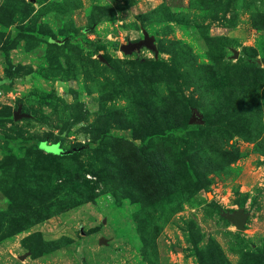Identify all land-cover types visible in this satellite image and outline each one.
Here are the masks:
<instances>
[{
  "label": "rangeland",
  "instance_id": "rangeland-1",
  "mask_svg": "<svg viewBox=\"0 0 264 264\" xmlns=\"http://www.w3.org/2000/svg\"><path fill=\"white\" fill-rule=\"evenodd\" d=\"M0 264H264V0H0Z\"/></svg>",
  "mask_w": 264,
  "mask_h": 264
},
{
  "label": "water",
  "instance_id": "water-1",
  "mask_svg": "<svg viewBox=\"0 0 264 264\" xmlns=\"http://www.w3.org/2000/svg\"><path fill=\"white\" fill-rule=\"evenodd\" d=\"M146 47L152 52H156V46L153 43V37L149 36L146 32L143 33V37L140 40L134 42H128L126 44H120L119 49L124 54H130L137 52L140 48ZM201 117L197 116L195 112L192 113L189 123L195 121H200ZM227 218L230 219L237 229H242L244 226L245 214L241 212H233L232 214H227Z\"/></svg>",
  "mask_w": 264,
  "mask_h": 264
},
{
  "label": "trees",
  "instance_id": "trees-1",
  "mask_svg": "<svg viewBox=\"0 0 264 264\" xmlns=\"http://www.w3.org/2000/svg\"><path fill=\"white\" fill-rule=\"evenodd\" d=\"M112 45H115V44L112 43ZM190 129H191V126H190L189 124H187V125L185 126V128H182V129H180V130H172L171 133H173L175 136H180V135H182V133H183L185 130L189 131ZM168 133H169V132H168Z\"/></svg>",
  "mask_w": 264,
  "mask_h": 264
}]
</instances>
